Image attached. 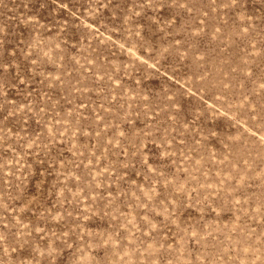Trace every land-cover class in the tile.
<instances>
[{
    "label": "rangeland",
    "instance_id": "rangeland-1",
    "mask_svg": "<svg viewBox=\"0 0 264 264\" xmlns=\"http://www.w3.org/2000/svg\"><path fill=\"white\" fill-rule=\"evenodd\" d=\"M0 264H264V0H0Z\"/></svg>",
    "mask_w": 264,
    "mask_h": 264
}]
</instances>
